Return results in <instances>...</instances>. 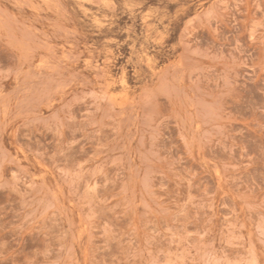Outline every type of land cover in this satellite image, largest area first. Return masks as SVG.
<instances>
[{
  "label": "rangeland",
  "instance_id": "obj_1",
  "mask_svg": "<svg viewBox=\"0 0 264 264\" xmlns=\"http://www.w3.org/2000/svg\"><path fill=\"white\" fill-rule=\"evenodd\" d=\"M0 264H264V0H0Z\"/></svg>",
  "mask_w": 264,
  "mask_h": 264
}]
</instances>
